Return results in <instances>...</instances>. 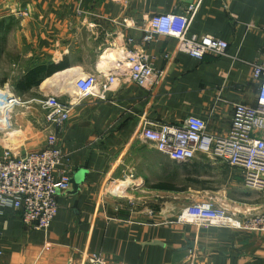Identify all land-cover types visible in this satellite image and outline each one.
Segmentation results:
<instances>
[{"label":"crops","instance_id":"0c3cea01","mask_svg":"<svg viewBox=\"0 0 264 264\" xmlns=\"http://www.w3.org/2000/svg\"><path fill=\"white\" fill-rule=\"evenodd\" d=\"M196 1L188 33L227 41L226 54L199 60L175 51L168 61L176 40L157 37L145 50L157 56L161 82H132L124 57L139 47L143 23ZM263 25L264 0H0V94L23 103L3 112L0 153L44 146L36 99H73L84 74L97 75L99 90L113 80L103 95L79 99L58 130L70 186L49 228L25 225L11 208L0 216V264H86L91 253L125 264H264V232L177 221L186 205L208 198L240 217L261 210L264 194L244 186L241 170L202 155L176 162L137 135L145 121L181 125L190 114L226 135L233 104L255 101L251 65L264 56ZM41 65L57 70L32 83L29 71Z\"/></svg>","mask_w":264,"mask_h":264},{"label":"built area","instance_id":"2783aa9c","mask_svg":"<svg viewBox=\"0 0 264 264\" xmlns=\"http://www.w3.org/2000/svg\"><path fill=\"white\" fill-rule=\"evenodd\" d=\"M198 4L199 1L188 4L183 12L155 13L143 23L139 47L127 51L124 57L132 82L145 88H155L161 82L164 71L154 67L157 56L145 50V45L157 37L176 40L175 50L163 55L168 61L174 58L175 51L185 52L199 60L206 54H226L227 41L208 34L188 33ZM127 43L134 41L127 38ZM250 79L257 86L255 101L253 104H233L231 124L226 135L208 132L206 121L193 114L188 115L181 125L145 121L137 135L176 162H187L202 155L240 169L244 186L264 194V56L261 61L252 63ZM112 81V77H107L99 90L97 75L84 74L74 81L76 96L73 99L61 101L54 94L36 99L47 122L45 144L39 149L21 153L8 145L3 146L0 153V216L6 208H11L19 212L25 225L43 231L49 228L57 213V197L70 186L67 169L60 167L65 154L57 143L58 130L63 128L79 99L88 95H103ZM19 104H23L19 99L0 94V132L9 127L8 114L5 117L3 112L11 111ZM177 221L198 227L264 232V207L240 217L225 205L208 198L186 205ZM2 236L0 228V255L3 253ZM86 264L125 263L91 253L86 257Z\"/></svg>","mask_w":264,"mask_h":264},{"label":"trees","instance_id":"16d2710c","mask_svg":"<svg viewBox=\"0 0 264 264\" xmlns=\"http://www.w3.org/2000/svg\"><path fill=\"white\" fill-rule=\"evenodd\" d=\"M56 67L54 65H49V66H37L29 71L28 74V79L33 82H38L42 80L43 77L49 76L52 73L56 71ZM174 190H178L177 188H174Z\"/></svg>","mask_w":264,"mask_h":264},{"label":"rangeland","instance_id":"374dc122","mask_svg":"<svg viewBox=\"0 0 264 264\" xmlns=\"http://www.w3.org/2000/svg\"><path fill=\"white\" fill-rule=\"evenodd\" d=\"M257 193V192H256ZM258 194V193H257ZM261 198H264V195L261 197Z\"/></svg>","mask_w":264,"mask_h":264}]
</instances>
